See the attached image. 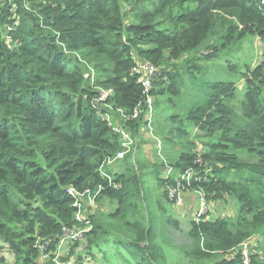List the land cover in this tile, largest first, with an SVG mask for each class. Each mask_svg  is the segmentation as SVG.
Instances as JSON below:
<instances>
[{
    "label": "trees",
    "instance_id": "16d2710c",
    "mask_svg": "<svg viewBox=\"0 0 264 264\" xmlns=\"http://www.w3.org/2000/svg\"><path fill=\"white\" fill-rule=\"evenodd\" d=\"M185 1L160 0L138 23H126L119 0H0V241L13 264H52L65 231L75 230H87L71 241L77 264L83 254L107 264L115 257L172 264L162 244L192 261L232 255L218 264H243L237 249L254 236L264 240V60L254 67L230 60L247 36L264 42V0ZM162 6L176 11L162 15ZM133 49L158 68L149 127L161 134V157L156 172L145 173L141 160L105 169L109 184L99 169L123 148L98 104L125 114L140 105L124 126L132 134L148 126ZM193 53L222 63L208 71L184 59ZM73 54L113 65V75L97 82L110 92L103 103ZM165 167L178 176L160 179ZM148 173L164 191L155 210L146 204ZM98 186L97 198L114 201V210L76 221L68 189ZM176 187L211 203L229 198L237 213L196 216L182 230L158 208ZM248 264L264 262L251 254Z\"/></svg>",
    "mask_w": 264,
    "mask_h": 264
},
{
    "label": "rangeland",
    "instance_id": "374dc122",
    "mask_svg": "<svg viewBox=\"0 0 264 264\" xmlns=\"http://www.w3.org/2000/svg\"><path fill=\"white\" fill-rule=\"evenodd\" d=\"M160 0H119V3L121 5V8L123 9V12L125 13V22L126 23H138V20L142 18L147 13L153 12L155 9L159 7ZM184 3L187 1L183 0ZM162 15L167 14L168 12L175 13V9H170L168 6L164 7L162 6L160 8ZM163 17L161 16L160 19L157 22H162ZM6 39V37H5ZM215 38L212 39V42H214ZM7 42L10 40L7 38ZM242 47L240 50H238L236 53L232 54L230 57L231 61L236 62L238 65L245 67H254L256 64H259L264 60V42L260 41L256 37L247 36L242 41ZM202 49H204L202 47ZM242 50V51H241ZM206 52V51H205ZM202 54L204 52H201ZM73 59L78 61L79 66L83 69L85 78H86V86L89 88H93L98 93V98L103 103L106 98L110 95V92L102 90L101 87L97 86V82L102 80L106 75H113V65L109 62H100L97 60H93L90 58H83L81 56L77 55H71ZM133 58L135 59V63H139L141 59L136 55L135 49H133ZM184 59H188L189 61H195L197 65H202L203 67L208 66V71H213L217 69V66L222 63L221 60H212L209 63H206V61H202V57H199L198 54H191V58L184 57ZM235 75L228 76L226 80L234 81ZM243 83L239 82L238 88L239 90L243 89ZM155 100V99H154ZM100 106V109L105 112L104 118L108 120V122L111 124V127L116 129L120 127L121 124H123V118L118 114L117 111L113 110L111 106L106 104H98ZM154 113V110H153ZM153 113L151 115L153 116ZM151 116V118H152ZM148 115H146L145 119H147ZM150 118V117H149ZM156 129V128H155ZM127 131V135L129 136L130 143L125 149V154L123 158H119L116 161H114L111 165L105 167V169L110 170L111 172L114 171H122L124 162H137L138 160H141L140 163L145 164L146 166V172H156L154 170L153 166H157L158 160H157V153L160 152L159 157H161V150L159 151V143L161 144V134L159 135L157 133H154L152 131V128H149L148 126H140L139 130H137L136 134H132L129 130ZM159 132V131H158ZM193 132L195 130L193 129ZM196 133V132H195ZM194 134V133H193ZM198 143V142H197ZM198 150H201V145L199 143L197 144ZM162 148V144H161ZM127 156H129L127 158ZM165 167L164 169H160L158 171L159 178H164L166 176L165 174ZM151 173H148V176L144 177V189L147 193L146 196V204L152 209L155 210L157 208L156 201L157 199L162 198L163 192L162 188L158 186L157 182L153 180L150 177ZM180 193L181 194V203L177 204L173 201L174 196ZM176 194H172V200L170 199V195L168 193L167 199L171 200L170 202L168 200L162 199L160 202V205L158 208L163 205L167 213L172 216V218L176 219L178 221L179 227L184 230L188 228V222L196 219V216L202 215L205 216L206 219L212 220L216 219L217 217L222 218H231L236 215V205L227 198L226 200H220L219 202L211 203L209 202L208 198V204L209 212H205V209H201L200 201L201 198L198 194V192H190V191H183L181 193L178 191ZM115 202L111 201L106 198H97L95 200L94 205L91 207H88L86 209H83L80 213V218H97L99 216H107L110 214L115 207ZM80 234V233H78ZM67 234H65L66 236ZM77 235V234H75ZM72 237V235L69 234L68 238ZM248 243L249 245H252L253 247L257 246L254 250H251V254L255 255L256 258L264 262V240L260 236H254L250 238L248 241L244 242ZM243 243V244H244ZM72 242L65 241L63 239L56 248V251L54 253V258L52 260V264H77V257L79 256V251L77 248L71 249ZM0 246L3 247L0 250V258H4V264H13L14 258L13 255L8 251L6 246L0 241ZM164 251L166 253V257L169 263L172 264H218L223 259H231L233 256H218L214 258L213 260L205 261V262H197L192 261L190 259L185 258L181 253H179L176 249H173L170 245L167 246V244H162ZM104 250H109L108 255L110 257L113 255V248L112 246H105L103 247ZM241 247L237 249V251H240ZM235 251V253H237ZM101 256L96 254V259L92 258V262L85 263L84 259L80 264H102L100 260ZM244 258V256H243ZM232 260V259H231ZM114 262L116 264H119L118 258L115 257ZM109 263V262H108Z\"/></svg>",
    "mask_w": 264,
    "mask_h": 264
},
{
    "label": "built area",
    "instance_id": "2783aa9c",
    "mask_svg": "<svg viewBox=\"0 0 264 264\" xmlns=\"http://www.w3.org/2000/svg\"><path fill=\"white\" fill-rule=\"evenodd\" d=\"M132 72L137 77V81L143 89L144 105L146 108L144 113H145V117H146V115H148L146 120L148 122V127H149L151 116H152L151 113H153V110H154V107H153L154 97L151 94L152 82H153V80H154V78L158 72V68L155 67L152 63H150L148 61H140L139 63H137L135 65ZM97 102H101L99 98H98ZM117 112L123 118V121H124L123 124L120 125V127L114 129L111 127V124L108 122V120L106 118H105V120L108 122L109 126L114 131V133H116L117 135L120 136V142H121V146L123 148V151L118 153L114 157L107 159V161L104 162L103 165L99 169L100 174L107 178V181L109 184H112V179H111V176H109L105 172V167L111 165L117 159L123 158V156L125 154V149L128 146V144L130 143V139H129V136L127 135V131H126L127 129L125 128L124 123L138 118V114L140 112V105L137 106L133 110V112L130 114H125L123 110H118ZM158 150L159 151L161 150V144L160 143H159ZM158 154L160 155V152H158ZM165 174H166L165 177H169L172 175H175V177L178 176V172H175L170 168L165 169ZM182 179H185L188 181L189 176L182 177ZM114 188L118 189L119 187L114 186ZM100 191H101V186H98L97 190L93 191V192L90 189L85 190L84 192H81V193L75 191L73 188L68 189L69 195L72 196V198L74 200L73 206L76 208V213H75L74 219L76 221L82 222V221L89 219V218H87V219L80 218V213L82 212L83 209H86V208L94 205L95 200H97V197L101 193ZM178 191L183 193V189L180 187L173 188L172 190H170L168 192L171 200H172L171 195L176 194ZM198 194L201 198V201H200L201 209L200 210L205 209V212H209L208 211L209 204H208V200H207L206 196L203 195L201 192H198ZM171 200H169V201H171ZM173 201L176 202L177 204H180L181 203V194L177 193L174 196ZM198 216H202V215H198ZM87 226L89 227V225H87ZM85 231H87V230H75L72 232L65 231L64 235L62 236L61 241L63 239H65V241H70V242L74 241V240L75 241L76 240L81 241L82 240V233ZM78 233H80V234H78ZM65 234H67V235L65 236ZM69 234L72 235V237L68 238ZM75 234H77V235H75ZM240 247H241V250L239 252L241 253V262L243 264H248L249 263V257L251 255L250 252H251V250H254L257 246L253 247L252 245H249L248 243H244ZM243 256H244V258H243ZM84 261H85V263L92 262V258L90 256H84ZM80 263L81 262H79V264ZM69 264H71V263H69Z\"/></svg>",
    "mask_w": 264,
    "mask_h": 264
},
{
    "label": "crops",
    "instance_id": "0c3cea01",
    "mask_svg": "<svg viewBox=\"0 0 264 264\" xmlns=\"http://www.w3.org/2000/svg\"><path fill=\"white\" fill-rule=\"evenodd\" d=\"M80 253V252H79ZM84 254L82 255V257H81V262H82V260L84 259ZM102 262V264H107V262H104V261H101Z\"/></svg>",
    "mask_w": 264,
    "mask_h": 264
}]
</instances>
